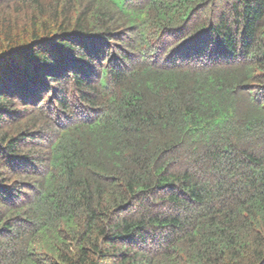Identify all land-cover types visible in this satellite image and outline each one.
<instances>
[{"label":"trees","instance_id":"obj_1","mask_svg":"<svg viewBox=\"0 0 264 264\" xmlns=\"http://www.w3.org/2000/svg\"><path fill=\"white\" fill-rule=\"evenodd\" d=\"M0 264H264V0H0Z\"/></svg>","mask_w":264,"mask_h":264},{"label":"bare ground","instance_id":"obj_2","mask_svg":"<svg viewBox=\"0 0 264 264\" xmlns=\"http://www.w3.org/2000/svg\"><path fill=\"white\" fill-rule=\"evenodd\" d=\"M15 93V92H14ZM14 96H16V95H14ZM27 117V116H26ZM35 118V117H34ZM27 119V118H26ZM28 119H29V117H28ZM36 119H38L37 117H36ZM23 120H24V118H23ZM32 120H33V118H32ZM31 120V121H32ZM27 123H29L28 121H27ZM26 124V123H25ZM27 125V124H26ZM27 127V126H26ZM37 128V127H36ZM43 128V127H42ZM46 128V127H45ZM32 129H33V127H32Z\"/></svg>","mask_w":264,"mask_h":264}]
</instances>
